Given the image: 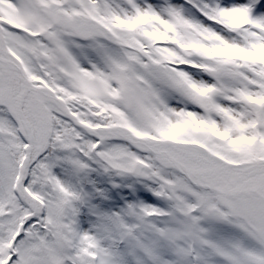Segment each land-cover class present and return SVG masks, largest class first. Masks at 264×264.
<instances>
[{"label": "snow or ice", "instance_id": "obj_1", "mask_svg": "<svg viewBox=\"0 0 264 264\" xmlns=\"http://www.w3.org/2000/svg\"><path fill=\"white\" fill-rule=\"evenodd\" d=\"M0 264H264V0H0Z\"/></svg>", "mask_w": 264, "mask_h": 264}]
</instances>
